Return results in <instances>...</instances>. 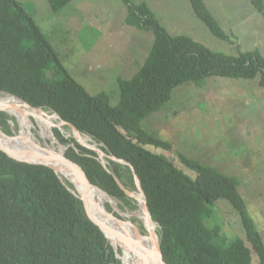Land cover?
<instances>
[{
	"label": "trees",
	"instance_id": "1",
	"mask_svg": "<svg viewBox=\"0 0 264 264\" xmlns=\"http://www.w3.org/2000/svg\"><path fill=\"white\" fill-rule=\"evenodd\" d=\"M72 1L48 0L55 13ZM124 1L129 9L128 24L151 31L154 44L135 76L119 79L117 105H112L107 93L91 95L70 75L33 15L16 0H0V92L57 113L96 141L106 154V167L97 152L67 136L68 126L54 128V122L44 118L32 125L44 134L56 154L65 151L60 142L67 147L66 159L78 165L92 184L118 200L120 206L122 203L133 210V199L119 183L137 192L134 169L152 219L158 224L166 264L253 263L252 251L243 239L227 240L220 229L205 224L211 207L219 200L237 211L252 249L264 264V240L238 191L240 181L180 155L183 165L197 176L191 178L148 148L173 149L143 126L144 119L159 112L171 101L174 90L185 84L201 86L209 77H259L264 87V57L258 50L230 56L214 52L191 37L173 36L149 3ZM190 3L196 17L214 36L231 41L205 0ZM252 3L264 17V0ZM17 118L21 123L18 116L1 114L0 127L5 134L14 135L8 121ZM8 140L19 146L18 138ZM111 155L128 165L111 160ZM74 190L53 169L16 161L0 150V264H122L120 246L116 245V251ZM106 207L113 212L110 205ZM126 238L132 242L130 236Z\"/></svg>",
	"mask_w": 264,
	"mask_h": 264
},
{
	"label": "rangeland",
	"instance_id": "2",
	"mask_svg": "<svg viewBox=\"0 0 264 264\" xmlns=\"http://www.w3.org/2000/svg\"><path fill=\"white\" fill-rule=\"evenodd\" d=\"M16 1L33 15L70 75L91 95L107 93L112 105H117L119 79L133 78L154 44L151 31L128 24L127 3L73 0L55 13L48 0ZM137 1L140 0H133ZM142 1L153 7L173 36L191 37L214 52L230 56L258 50L264 57V17L252 0H205L231 41L214 36L196 17L190 0ZM2 113L9 117L2 111L0 117ZM8 123L18 135V120L10 119ZM143 126L173 147L171 151L148 148L191 178L197 176L183 165L180 155L236 177L240 181L238 191L264 240V87L260 86L259 77L252 80L209 77L201 81V86L196 83L180 86L174 90L170 102L144 119ZM132 204L137 210L138 202L132 200ZM121 207L128 213L134 212L122 203ZM211 210L205 224L210 229H220L227 240L243 239L252 251V264H260L237 211L225 200L217 201ZM124 218L127 223L139 224L134 227L148 235L144 223L132 219L137 217L131 221ZM130 250L136 264L133 240Z\"/></svg>",
	"mask_w": 264,
	"mask_h": 264
},
{
	"label": "bare ground",
	"instance_id": "3",
	"mask_svg": "<svg viewBox=\"0 0 264 264\" xmlns=\"http://www.w3.org/2000/svg\"><path fill=\"white\" fill-rule=\"evenodd\" d=\"M1 111L7 113L9 117L18 116L19 118H21V123L19 122L17 118L18 129H19L17 137L19 136L18 138L19 146L12 145L6 137L0 134V139L4 143L6 142L8 145L15 147L17 150H20L22 148L23 150H26L32 153L35 152L32 147L43 146L45 144L47 147L49 146L50 150L54 151L53 147L48 143L44 134L40 132L39 130L32 128V125L34 126L35 125L34 120L39 121V118L50 120L54 122L55 125L59 124L60 120L57 118V116L53 115L52 113H49L48 111L33 110L29 108L20 98H17L15 96H12L10 94L3 93V92H0V113ZM34 130L37 132V134L35 133ZM41 136L43 137L44 141ZM91 140L92 138L88 135H84L81 138V142L86 145L91 144L92 143ZM38 152L45 153L42 150L37 151V153ZM61 175H62L63 180L65 179L69 183L72 181H76V182L78 181V185L81 187L82 177H83L82 175L79 174L77 177H72L69 174L68 175L61 174ZM121 185L122 184L120 183V186ZM105 192L106 191L96 187L92 189V194H91V203L94 207L97 208V213H99L98 216L101 219L103 218L112 219V217L107 216L106 210H105L106 203L110 202L111 204H113V206L117 207V210L119 211L120 214L122 215L124 214L126 218L128 217L129 221H131L130 219L132 217H137V218H132V219H135L136 221L141 220L144 223V227H146L145 223L147 222L148 224L149 214L147 213L144 207V197L142 194H140L139 191H137L138 193H136L134 196L131 197L133 200L137 199V202H138L137 210H134V212L132 213H128V211H123L124 209H122V207L120 206L119 201L116 199L112 201L111 200L112 198H110L107 195L108 193L106 192L107 193L106 194ZM113 214L115 216L118 215L115 212H113ZM112 220H107L106 222L110 224L112 227H114L115 229L120 230L124 236V239H123L124 241L118 240L116 238L111 239L112 244L115 247L118 244L120 248L123 250L124 253L122 252L121 258H123L124 264H133L132 263V253L130 250L131 243L128 241L126 236L132 237L133 244H134V253L136 257V264H158L157 263L158 260L155 255V249L153 248V246L156 247V243L152 240L149 234L145 236L138 227H136L137 229L134 227V226H138L139 224L136 223L134 224V226L131 225V228H130L129 224H124V223L118 224ZM156 224H157L156 222L149 223L148 224L149 229L154 230L156 232L157 231V227L155 226ZM136 233L138 235L139 233L141 234V241Z\"/></svg>",
	"mask_w": 264,
	"mask_h": 264
},
{
	"label": "water",
	"instance_id": "4",
	"mask_svg": "<svg viewBox=\"0 0 264 264\" xmlns=\"http://www.w3.org/2000/svg\"><path fill=\"white\" fill-rule=\"evenodd\" d=\"M12 96H14V95H12ZM21 100L29 108H31L33 110H37V111L38 110L39 111H43V109L33 107L32 105H30L29 103H27L23 99H21ZM50 112H52V111H50ZM52 114L57 116V118L60 120L59 124L53 125L54 128H62L63 126H68L70 128V131H71L69 136L73 137L80 145H82L84 147H87V148L97 152V154L99 156V160L106 167V165L108 164V162L106 160V154L99 148L98 143L96 141H94L92 139L91 140L92 143L89 144V145H86V144L82 143L81 142V138H82V136H84V134H82L74 125L62 120L61 117L57 113H55V112L53 113L52 112ZM0 134L3 135L4 137H6L7 139H14V138L17 139V138H19V136L18 137L14 136L15 134L13 136H9V135L5 134L1 129H0ZM59 144H60V147L65 148V151L61 155L56 154L54 151L50 150L49 146L47 147L45 144L43 146L32 147L34 149V151H35L34 153H32V152L23 150L22 148L20 150H17L15 147L8 145L6 142L4 143L1 139H0V150L3 151L5 154H7L10 158H12V159H14L16 161L26 162V163H31V164L44 165V166H47V167L53 169L56 173H58L60 175L61 174H67V175L69 174L72 177H77L80 174V175L84 176V177H82L81 187L78 185V181L77 182L76 181H72L73 183L70 182L75 188V190L72 191V192L74 194H76L78 196V198H80L84 202V204L86 206V209H87V214L89 215V217L92 218V220H94L96 223L99 224L100 228L104 231V233L106 234V236H107V238L109 240L112 239V238H116L118 240L124 241L123 240L124 236H123L122 232L120 230L115 229L114 227H112L110 224H108L106 222L107 220H112L113 219L112 221H114V222H116L118 224L125 223V221H123L122 219H120L117 216H115L113 214V212L117 213L118 216H120L122 218H124V216L122 214H120L119 211L117 210V207L113 206V204H111L110 202H108V204H110L113 212L109 211L107 207H105V210H106L107 216L112 217V219H106V218L101 219L98 216L99 213H97V208L94 207L92 205V203H91L92 189L96 188L97 186L92 184V182L83 173L82 169L78 165H76L72 161L66 159L65 152L67 150V147L63 146L60 142H59ZM40 150H42L45 153H42V152H38L37 153V151H40ZM108 157L111 160H113V161L128 165L125 161L117 159L113 155L108 156ZM132 171H133V175H134V178H135V181H136L137 190L140 192V194L144 195V197H145L144 207H145L147 213L149 214L148 215V224L151 223V222L154 223L155 221L152 219V215L150 213V210H149V207H148V204H147V200H146V196H145V193H144V191L142 189L140 181H139V179H138V177H137V175H136V173H135L133 168H132ZM97 188H99V187H97ZM121 188L127 194V196L130 197V198L132 196H134L136 193H138V192L129 191L122 185H121ZM107 195L110 198H112L111 199L112 201L115 200L109 194H107ZM136 201H137V199H136ZM88 205L90 206V209L88 208ZM128 224L134 226L133 223H128ZM145 224H146L145 228H146L147 233L152 238V240L156 243V247L153 246V248L155 249V255H156V258L158 260L157 263L158 264H166L165 260H164V257H163L162 250H161L160 238H159V235L157 234V231L155 232L154 230H150L149 227H148L147 222ZM138 237H139V239L141 241V234L140 233H139ZM115 250H116V247H115ZM122 252H123V250H122ZM146 254H148V253H146ZM120 260H122V264H124L123 258H121Z\"/></svg>",
	"mask_w": 264,
	"mask_h": 264
},
{
	"label": "clouds",
	"instance_id": "5",
	"mask_svg": "<svg viewBox=\"0 0 264 264\" xmlns=\"http://www.w3.org/2000/svg\"><path fill=\"white\" fill-rule=\"evenodd\" d=\"M11 95V94H10ZM55 136V135H54ZM125 222H127V221H125Z\"/></svg>",
	"mask_w": 264,
	"mask_h": 264
},
{
	"label": "crops",
	"instance_id": "6",
	"mask_svg": "<svg viewBox=\"0 0 264 264\" xmlns=\"http://www.w3.org/2000/svg\"><path fill=\"white\" fill-rule=\"evenodd\" d=\"M152 7V6H151ZM152 9H153V7H152ZM154 10V9H153Z\"/></svg>",
	"mask_w": 264,
	"mask_h": 264
},
{
	"label": "flooded vegetation",
	"instance_id": "7",
	"mask_svg": "<svg viewBox=\"0 0 264 264\" xmlns=\"http://www.w3.org/2000/svg\"><path fill=\"white\" fill-rule=\"evenodd\" d=\"M132 238V237H131ZM132 241V240H131Z\"/></svg>",
	"mask_w": 264,
	"mask_h": 264
}]
</instances>
